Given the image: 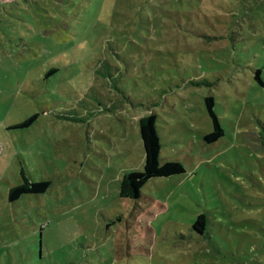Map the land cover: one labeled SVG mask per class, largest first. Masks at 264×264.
I'll return each instance as SVG.
<instances>
[{"label": "rangeland", "instance_id": "obj_1", "mask_svg": "<svg viewBox=\"0 0 264 264\" xmlns=\"http://www.w3.org/2000/svg\"><path fill=\"white\" fill-rule=\"evenodd\" d=\"M151 111L184 171L120 197ZM0 264H264V0H0Z\"/></svg>", "mask_w": 264, "mask_h": 264}, {"label": "trees", "instance_id": "obj_2", "mask_svg": "<svg viewBox=\"0 0 264 264\" xmlns=\"http://www.w3.org/2000/svg\"><path fill=\"white\" fill-rule=\"evenodd\" d=\"M55 70L56 68H51L48 72H53ZM254 78L257 79L259 83H263L259 69L254 71ZM204 104L206 112L211 119L212 129L203 134V139L207 142H211L220 137L224 133V129L220 123L219 116L214 110V97L211 94L204 96ZM105 109L108 108L105 107ZM36 117L37 113H33L22 121L9 125V127L28 126ZM64 117L73 120H82V116L65 114ZM138 128L144 149L143 168L123 173L118 190L119 196L123 198H138L142 185L151 177L168 176L184 171V166L177 160L166 159L160 161L161 143L156 130V113L154 111L139 116ZM20 176L21 181L8 188L7 196L10 201L16 200L23 193L43 192L50 185L48 180H30L22 168L20 169ZM202 226L203 215L199 214L194 219L192 227L197 232H201Z\"/></svg>", "mask_w": 264, "mask_h": 264}]
</instances>
